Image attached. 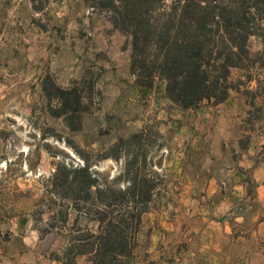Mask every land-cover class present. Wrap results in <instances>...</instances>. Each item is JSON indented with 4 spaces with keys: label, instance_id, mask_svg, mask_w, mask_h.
Segmentation results:
<instances>
[{
    "label": "rangeland",
    "instance_id": "rangeland-1",
    "mask_svg": "<svg viewBox=\"0 0 264 264\" xmlns=\"http://www.w3.org/2000/svg\"><path fill=\"white\" fill-rule=\"evenodd\" d=\"M29 5L37 17L32 23ZM57 12L62 14L56 16ZM249 48L252 59L232 71L235 89L225 102L172 116L181 124H192L194 134H187H198L204 141L201 151L190 148L183 157L193 180L190 194L167 171L177 133L174 122L170 127L162 124L173 118L160 116L148 102L129 100L134 80L127 73L129 38L83 0H0V264H60L57 258L65 238L84 226L96 231L94 222L75 226V214L55 189L53 176L61 167L88 165L100 175L99 182L103 176L107 181L119 177L126 154L115 162L105 158L108 148L142 130L155 140L147 159L160 163L154 170L164 175L165 189L142 216L137 247L122 264H264V244L252 235L245 243L247 249L233 248L219 255L214 249L203 251L200 232L207 225L196 205L187 211L183 204L192 198L194 203L205 202L209 185L201 172L237 168L239 163L247 167L239 169H244L249 192L254 190L253 170L264 164V23L251 37ZM82 79L92 80L94 90L82 94L81 125L72 131L64 117L52 116L58 102L48 101L43 87L53 82L69 88ZM155 86L156 94L160 84ZM219 141L227 145L226 152L217 149ZM212 158L217 161L213 166ZM114 184L124 185L122 179ZM64 211L67 225L61 219ZM261 214L264 218V208ZM255 226L248 219L236 230L247 236ZM151 234L156 241H150ZM76 264H87L86 257H78Z\"/></svg>",
    "mask_w": 264,
    "mask_h": 264
},
{
    "label": "trees",
    "instance_id": "trees-1",
    "mask_svg": "<svg viewBox=\"0 0 264 264\" xmlns=\"http://www.w3.org/2000/svg\"><path fill=\"white\" fill-rule=\"evenodd\" d=\"M92 11L107 16L111 27L129 38V73L134 83L151 89L164 82L166 98L187 111L225 102L235 87L232 71L250 63L249 42L264 23V0H83ZM247 83L251 77H246ZM93 81L82 79L69 88L53 82L44 86L48 101L56 99L52 116L64 117L78 130L85 92L93 93ZM142 130L119 138L105 158L119 162L126 154L122 174L99 182L100 175L82 168L61 167L54 186L74 212L73 223L94 222L96 231L84 230L65 238L60 264H122L132 258L142 216L165 189V177L147 159L155 140ZM149 160V161H147ZM122 179L124 185L115 187ZM119 207V211L115 208ZM61 212V211H60ZM61 215L67 225L68 212ZM58 214V213H57Z\"/></svg>",
    "mask_w": 264,
    "mask_h": 264
},
{
    "label": "crops",
    "instance_id": "crops-1",
    "mask_svg": "<svg viewBox=\"0 0 264 264\" xmlns=\"http://www.w3.org/2000/svg\"><path fill=\"white\" fill-rule=\"evenodd\" d=\"M30 10L29 20L32 23L33 18L36 17V13L34 12L31 5L28 6ZM62 13H56V16H60ZM129 72V68L127 69V73ZM160 84L159 93L156 92V86L154 85L151 89H146L140 87L134 83L132 80V84L129 90V100L138 104H144L148 102L149 107L153 108L157 114L160 116H167L171 118L174 113H185L187 111H183L173 104L166 98L164 92V82L157 81ZM168 107V108H167ZM168 109V110H167ZM166 112V113H165ZM168 112V113H167ZM191 112H195V110H191ZM174 121L171 119L167 122V124H162L163 127H170V124L174 122L176 126V133L173 144L177 146L175 151L173 152V157H170L168 163V172L174 178L181 181V189L188 190L190 194H192L193 183L191 179H189V173L185 170V153L190 148H194L195 151H201L203 148L202 138L197 135L189 136L188 132H193L195 127H193L190 123H180L174 117H172ZM186 133L184 137H181L178 134ZM188 136V137H187ZM220 139H225V137H220ZM204 140V138H203ZM199 142L197 147H194L195 143ZM201 142V143H200ZM222 141L218 143V150L224 149L226 152L227 145ZM228 161L232 163V155L229 152L227 154ZM217 161L215 159L209 160V164L213 166ZM237 165V164H236ZM239 166V167H238ZM244 167V165H240V163L236 167H227L220 169H214L213 171L206 170L205 172H201L202 177H206L207 184L209 185V189L207 190V194L205 195V202L203 203H194V200L187 203L185 201V206L193 210L194 206L198 207L199 217H201L205 228H201L200 237L201 241H204L205 245H202L203 251L215 250L216 254L219 255L222 251L235 249V248H246V241H250L252 238L250 236H255L259 238L264 244V218L261 214L262 209L264 208V164L255 168L253 180L254 190L252 193L249 192V187L246 182V174L244 173V169H239ZM215 168V167H214ZM249 168V167H248ZM216 171H218L216 173ZM205 174V176H204ZM199 175V176H200ZM198 176L195 177L197 179ZM212 198V199H210ZM194 212H191V215ZM250 220L255 223V232L248 233L247 236H243L241 232L236 230L238 225H242L247 220ZM216 226V227H214ZM156 229L153 228L152 234ZM151 234L150 241H156V238ZM254 237V238H255ZM217 246L215 247V244ZM212 248V249H210ZM220 252V253H219ZM131 263V262H130Z\"/></svg>",
    "mask_w": 264,
    "mask_h": 264
}]
</instances>
